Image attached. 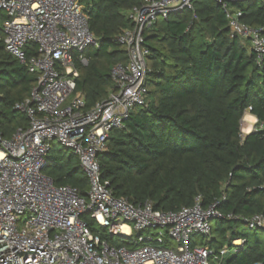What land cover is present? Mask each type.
Here are the masks:
<instances>
[{
    "label": "trees",
    "instance_id": "obj_1",
    "mask_svg": "<svg viewBox=\"0 0 264 264\" xmlns=\"http://www.w3.org/2000/svg\"><path fill=\"white\" fill-rule=\"evenodd\" d=\"M97 47L82 54L75 92L84 109L105 99L113 88L111 67L127 61L116 36L132 26L126 12L142 0H79ZM192 9L158 18L144 32L149 50L146 85L149 101L134 106L123 128L114 129L98 156L101 182L116 197L134 204L151 200L159 210L177 211L201 196L218 205L207 245L218 257L208 264H264V227L250 229L242 218L264 213V54L258 61L248 40L231 35L222 5L192 0ZM241 11L240 21L264 34V0L227 1ZM0 13V135L9 138L28 125L14 110L36 76L4 48ZM27 56L35 47L26 48ZM251 106L255 129L241 136V119ZM67 149L46 156L42 173L56 186L69 185L85 196L88 179L78 158ZM58 154V155H56ZM213 233L215 237H213ZM235 239L243 240L233 246ZM227 252L220 255L225 245Z\"/></svg>",
    "mask_w": 264,
    "mask_h": 264
},
{
    "label": "built area",
    "instance_id": "obj_2",
    "mask_svg": "<svg viewBox=\"0 0 264 264\" xmlns=\"http://www.w3.org/2000/svg\"><path fill=\"white\" fill-rule=\"evenodd\" d=\"M191 1L142 0L126 12L132 26L115 40L126 50L127 61L111 67L113 88L107 97L84 109L83 94L75 92L77 63L87 65L82 52L97 47L98 38L79 0H0V13L7 17L2 24L4 48L36 76L28 96L13 107L27 116V127L17 128L9 138L0 135V264H208L211 256L218 257L207 243L192 244L190 236L208 237L211 220L235 217L218 210L224 196L208 206L197 196L177 211L155 209L151 200L134 204L114 196L101 182L98 160L110 133L123 128L129 111L149 101L145 30L158 18L192 9ZM216 1L231 35L248 40L260 61L262 28L240 21L241 11L227 5L236 0ZM33 46L35 55L27 56L26 48ZM250 111L251 106L242 122ZM253 130L241 128V136ZM54 141L77 156L88 179L85 196L69 185L56 186L42 173ZM87 219L100 226L98 233L128 237L135 232L136 240L109 242L92 232ZM242 220L250 229L264 227V213ZM158 226L165 232L148 233ZM165 237L175 240L176 248L162 247ZM237 240L233 246L243 243ZM227 249L223 246L220 255Z\"/></svg>",
    "mask_w": 264,
    "mask_h": 264
},
{
    "label": "rangeland",
    "instance_id": "obj_3",
    "mask_svg": "<svg viewBox=\"0 0 264 264\" xmlns=\"http://www.w3.org/2000/svg\"><path fill=\"white\" fill-rule=\"evenodd\" d=\"M0 25H1V21H0ZM146 60H147V63L149 64V55L146 57ZM255 126H256V123H252L249 130H253L255 128ZM243 127H244V123L241 121V128L245 132L249 131V130L248 131L245 130ZM53 144H54L55 149H59V150L62 149L61 144H59L57 141H54ZM70 152H71L70 150H67L66 154L63 155L62 159H65L67 157V154L70 153ZM56 155H58V154H56ZM23 217L25 218L26 215L23 216ZM87 220H89L88 222L91 225L92 232L94 234H97V235L99 234L104 239H107L109 242L113 241V242H116L118 244H123L125 242H133L134 240H136V233L135 232H133L128 237H126V236H117V235H114L112 237L105 236L103 231L99 232V233L97 232L98 230H100V226L97 223L93 222L90 219H87ZM214 222H215L214 219L211 220V225H213ZM22 224H23V221L19 222L18 228H20L22 226ZM165 230L166 229L164 227L158 226L156 228H151L148 233L155 235L157 233H163V232H165ZM210 237H211V235L207 237V236H202L200 234H193V235L190 236V239H191L192 244H200L201 245V244L207 243L210 240ZM213 237H215L214 233H213ZM234 241H235L234 244H239V242H240L237 239H235ZM176 245H177V242L175 240H171V239L165 237V242L162 244V247H165V248H168V247L169 248H176ZM226 245L227 244H225L224 246H226Z\"/></svg>",
    "mask_w": 264,
    "mask_h": 264
},
{
    "label": "bare ground",
    "instance_id": "obj_4",
    "mask_svg": "<svg viewBox=\"0 0 264 264\" xmlns=\"http://www.w3.org/2000/svg\"><path fill=\"white\" fill-rule=\"evenodd\" d=\"M255 121V117L254 116H252V115H250V114H246V116H245V118H244V120H243V123H244V129L245 130H249L250 129V126H251V124L253 123ZM127 228L126 227H124V230H126Z\"/></svg>",
    "mask_w": 264,
    "mask_h": 264
},
{
    "label": "crops",
    "instance_id": "obj_5",
    "mask_svg": "<svg viewBox=\"0 0 264 264\" xmlns=\"http://www.w3.org/2000/svg\"><path fill=\"white\" fill-rule=\"evenodd\" d=\"M79 63H77V65H78ZM77 69H78V67H77ZM78 73H79V71H78ZM79 75V74H78ZM250 114V113H249ZM250 115H252V114H250ZM253 116V115H252ZM77 157V156H76Z\"/></svg>",
    "mask_w": 264,
    "mask_h": 264
}]
</instances>
